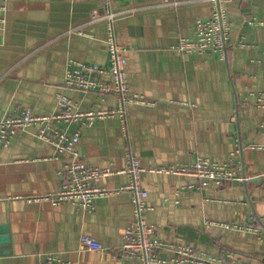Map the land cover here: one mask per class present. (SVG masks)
Returning <instances> with one entry per match:
<instances>
[{"label":"crops","instance_id":"obj_1","mask_svg":"<svg viewBox=\"0 0 264 264\" xmlns=\"http://www.w3.org/2000/svg\"><path fill=\"white\" fill-rule=\"evenodd\" d=\"M110 1L118 13L114 35L125 49L129 90L144 99L126 101L122 116L80 128L79 154L92 166L117 169L128 152L149 167L190 163L198 156L225 159L237 150L241 173L249 176L245 183L190 190L184 185L195 183L192 176L145 170L141 180L151 206L146 220L160 239L264 264V0H226L225 57L172 49L179 37L193 36L195 19L209 16L210 3ZM104 10L101 0H0V119L25 106L37 115L51 114L59 91L81 110L118 107L112 93L63 86L70 59L108 66ZM102 79L111 82L109 75ZM79 124L61 121L70 131ZM38 129L32 123L8 144L0 141V264H36L48 253L66 264H140L80 241L88 234L107 248L121 245L134 215L132 192L118 190L129 175L99 179L110 192L95 198L93 210L39 198L58 191L69 156L56 155L38 139ZM232 221L261 231L218 223ZM162 256L172 257L167 251Z\"/></svg>","mask_w":264,"mask_h":264},{"label":"built area","instance_id":"obj_2","mask_svg":"<svg viewBox=\"0 0 264 264\" xmlns=\"http://www.w3.org/2000/svg\"><path fill=\"white\" fill-rule=\"evenodd\" d=\"M103 1L105 10L102 16L107 25V46L109 63L104 67L98 63H85L80 60L70 59L66 65L63 86L82 91H97L102 95L109 93L117 97V108H95L81 110L74 101L62 91L56 94L57 109L55 112L45 115H37L32 109L25 106L19 113L7 115L0 119V141L8 144L9 138L18 129L35 123L39 125L37 137L47 141L54 149L55 154H66L69 158L61 169L64 174L63 182L58 191L46 194L41 199H49L53 203L68 201L85 210H93L94 200L97 196L110 192L109 189L99 185L102 177L112 173H126L129 175V183L118 188L132 192L134 215L130 223L122 233L120 246L115 248L105 247L100 240L88 234H81L82 245L91 250L107 251L112 257L134 258L140 264H182V262H194L196 264H251L240 258L234 257L229 251L220 254H209L197 250L189 243H177L160 239L155 228L146 220V212L151 208L147 205V188L142 185L141 176L145 170L165 172L172 174H184L196 179L195 183L184 185L187 189L197 190L209 184L221 186L231 180L244 182L249 176L242 175L238 160V151L233 150L225 159L198 156L190 163L179 162L174 164H162L159 166L143 167L138 157L128 152L126 163L123 167L114 169L109 166L90 165L79 154L77 144L79 142L80 128L91 126L96 119L109 117V115L124 114L126 101L143 102V97L129 90L127 70L125 69L126 54L124 47L119 44L114 35V21L118 13L111 8L110 0ZM171 0H163L168 3ZM210 3L211 10L208 17H198L193 23V36H181L172 49L181 52H198L209 54L218 52L225 57V45L227 40L228 20L224 12L226 0H200ZM3 18L0 16V23ZM256 22L255 18L251 19ZM78 32H82L78 30ZM109 75L111 82L103 81V76ZM79 121V127L70 131L61 125V121ZM38 198V197H36ZM226 229H238L259 233L261 228L252 223L218 222ZM165 251L171 253V258L162 256ZM67 261L56 253H48L44 260L36 264H66Z\"/></svg>","mask_w":264,"mask_h":264},{"label":"water","instance_id":"obj_3","mask_svg":"<svg viewBox=\"0 0 264 264\" xmlns=\"http://www.w3.org/2000/svg\"><path fill=\"white\" fill-rule=\"evenodd\" d=\"M250 179H256V177H254V178H250ZM245 183V182H244Z\"/></svg>","mask_w":264,"mask_h":264}]
</instances>
